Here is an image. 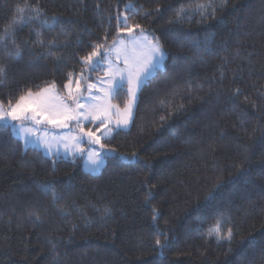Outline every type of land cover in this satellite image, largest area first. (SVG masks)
I'll return each instance as SVG.
<instances>
[{"label": "trees", "instance_id": "16d2710c", "mask_svg": "<svg viewBox=\"0 0 264 264\" xmlns=\"http://www.w3.org/2000/svg\"><path fill=\"white\" fill-rule=\"evenodd\" d=\"M122 13L163 67L129 130L101 141L114 155L97 175L0 126V264H264V0H0V101L103 76L82 58L129 34Z\"/></svg>", "mask_w": 264, "mask_h": 264}, {"label": "snow or ice", "instance_id": "6c2138e0", "mask_svg": "<svg viewBox=\"0 0 264 264\" xmlns=\"http://www.w3.org/2000/svg\"><path fill=\"white\" fill-rule=\"evenodd\" d=\"M132 5H126V9H131ZM29 9H20L21 11V19L20 22L23 23L27 19L37 20L40 17L41 10L39 8L31 9L36 13L35 16L32 17H25L23 15L24 12L28 11ZM159 11V9H157ZM215 9H213V13H205L206 14H214ZM183 13H178V17L182 16ZM128 17L123 16V20L121 21L120 17H117L118 28L121 24L124 27L121 29L126 31L127 33H133L134 28H140L139 24L134 26H130L127 24ZM53 22L55 23V17H53ZM42 24H47V21H42ZM52 27V25H48ZM14 29H6L5 36L9 35ZM141 39L136 41L133 40L134 43H139L140 52L142 59L136 63L134 68H129L127 73L125 74V70H121L118 68L113 69L111 64H109V69L106 70L105 74L109 76V80L107 83L109 87L107 89V93L109 96L115 95L119 90L123 89L124 84L127 83L128 85V95L129 100L123 113H121V118L116 121L117 127H127L129 124V120L132 115V107L133 103L136 98V92L143 83V81L160 65L165 57V53L162 50L159 41L153 39H149V36L141 30L140 33ZM5 37H0V39H4ZM205 42L210 41V37L206 36ZM122 43V41H121ZM194 44H199V40H194ZM113 47H115V42L113 43ZM103 48V45H95L93 50L85 57L82 58V62L86 63L88 66V70H96L100 68L101 60L94 59L100 55V49ZM104 56H107V50L104 52ZM127 64V59L125 60ZM5 75V69L0 67V77ZM73 75L69 74L68 82L64 85L65 89L68 90L69 99L73 100V103L76 104V107L73 108L71 105L64 102L62 99L59 103H52V97L48 95L52 89L55 88V83L47 85L44 88H41L40 91L33 93L29 90L24 95L18 97L15 104H12L9 101L8 107L5 108L3 101H0V124L8 125L15 121H32L34 125H40L42 121H46L48 124L56 125L60 128H69L70 121H75L77 125H80V132L83 133L84 136L88 137L90 141L94 144L100 145V148H104V144L101 143V136L96 135V132H99L100 129L97 128L96 131L88 130L85 131L83 124L84 122H94L100 120L102 125H106L107 123H111L110 120H101L100 116L101 113L99 111V105L93 104V99H98V97H83L81 95L73 96V89L71 88ZM86 79L81 73L80 76L76 78L77 87L75 91L79 93L80 83L82 80ZM96 87L95 84H88V88L92 89ZM83 101V103H81ZM96 110V111H93ZM119 111V110H118ZM17 128V133L21 136L22 139L27 141V138L31 137L35 134L37 129L34 127H25L24 124L14 125ZM107 132H111V129H107ZM74 141V146L76 150L80 153H83L84 149L79 147L81 143V139L77 136H73L71 138ZM67 148V145H65ZM74 154V153H73ZM102 153L93 151L90 157L91 164L94 168H98L102 163L101 160ZM136 154L133 153V157ZM219 185H217L218 187ZM42 191L45 192H52L53 200L55 201L58 199L55 190L53 188L52 182H44L40 185ZM211 197V192L209 193V197ZM63 211V210H61ZM105 214L110 212V209L107 207L104 209ZM156 215L154 213L153 220H156ZM36 219L39 220V217L36 216ZM228 239L231 241V229H229L228 233L225 237H221L218 235V241L220 239ZM156 245L163 248L165 246L160 240L156 241Z\"/></svg>", "mask_w": 264, "mask_h": 264}, {"label": "rangeland", "instance_id": "374dc122", "mask_svg": "<svg viewBox=\"0 0 264 264\" xmlns=\"http://www.w3.org/2000/svg\"><path fill=\"white\" fill-rule=\"evenodd\" d=\"M124 13L121 14L120 19L123 20ZM123 25V24H122ZM140 33L136 34H128L125 36H119L115 41V47H111L107 56H104V59L101 61V68L103 72V76L99 77L93 82L83 83L84 80L80 83L79 93L75 91L77 84L76 78L72 79L71 88L73 89V96L81 95L83 97H98V99H93V104L99 105V111L101 113V120H110L111 123H107L106 125H102L100 120L94 122H84L83 127L85 131L92 130L96 131L97 128L100 129L99 132H96V135L101 136V141L108 139L111 135L117 131H127L129 130L133 113L136 107L138 94L142 86L153 76L158 70H161L163 64L165 62V57L160 65L141 83L137 92L136 98L132 107V115L129 120L128 126L125 127H117L116 121L121 118V113L125 109L127 102L129 100L128 95V85L124 84L123 90L126 93V101L123 106L118 105L113 101L115 95L109 96L107 93V89L109 84L107 81L109 80V76L105 74L106 70L109 69V64H111L112 68H118L121 70H125V74L129 68H134L136 63L142 59L139 43H134L133 40H140ZM146 33V32H144ZM149 36V39H153L152 35L146 33ZM122 41V43H121ZM100 56L94 58L99 59ZM127 59L128 63H125ZM88 84H95L96 87L89 89ZM53 99L52 103H59L62 99L67 104L71 105L73 108L76 107V104L73 103L72 99H69L68 90L64 88V96H60L56 87L48 93ZM83 103V101H81ZM119 110V111H118ZM96 111V110H93ZM24 124L25 127H34L37 129L34 135L25 139H22L21 136L17 133V128L14 125ZM69 128H60L53 124H48L46 121H42L40 125H34L32 121H15L8 125L0 124V126L11 127V131L13 135L18 136L19 141L22 143L23 147L35 148L39 150L45 157L50 159H69L74 160L76 158H80L82 160V165L84 171L91 175H97L100 173L102 168L105 166L106 157H110L114 155L112 151H104L100 148V145L94 144L90 141V139L83 135L80 132V125H77L75 121L69 122ZM90 125L89 127H86ZM107 129H111V132H107ZM14 136V137H15ZM73 136H77L81 139V143L79 147L83 148V153H80L76 150L74 146V141L71 139ZM18 139V138H17ZM87 144V145H86ZM67 145V148L65 147ZM93 151L101 152V160L102 163L98 168H94L91 164L90 157ZM74 153V154H73Z\"/></svg>", "mask_w": 264, "mask_h": 264}, {"label": "crops", "instance_id": "0c3cea01", "mask_svg": "<svg viewBox=\"0 0 264 264\" xmlns=\"http://www.w3.org/2000/svg\"><path fill=\"white\" fill-rule=\"evenodd\" d=\"M10 127V126H9ZM11 128V127H10ZM12 129V128H11ZM15 136V135H14ZM16 138L20 139L18 136H15ZM21 140V139H20ZM87 145V144H86Z\"/></svg>", "mask_w": 264, "mask_h": 264}, {"label": "bare ground", "instance_id": "6f19581e", "mask_svg": "<svg viewBox=\"0 0 264 264\" xmlns=\"http://www.w3.org/2000/svg\"><path fill=\"white\" fill-rule=\"evenodd\" d=\"M133 10V9H132ZM141 11V10H140ZM130 12H132V11H130ZM138 13V12H137ZM143 13V12H142ZM140 16V15H139ZM61 88H63V87H61Z\"/></svg>", "mask_w": 264, "mask_h": 264}]
</instances>
